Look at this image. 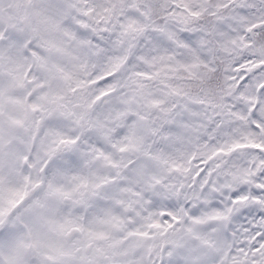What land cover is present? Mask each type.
Wrapping results in <instances>:
<instances>
[{
    "label": "snow or ice",
    "instance_id": "snow-or-ice-1",
    "mask_svg": "<svg viewBox=\"0 0 264 264\" xmlns=\"http://www.w3.org/2000/svg\"><path fill=\"white\" fill-rule=\"evenodd\" d=\"M0 264H264V0H0Z\"/></svg>",
    "mask_w": 264,
    "mask_h": 264
}]
</instances>
